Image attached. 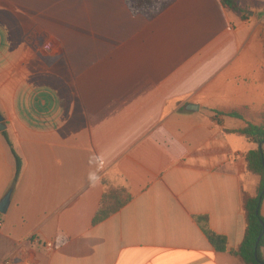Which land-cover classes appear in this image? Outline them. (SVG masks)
<instances>
[{
	"label": "crops",
	"instance_id": "obj_1",
	"mask_svg": "<svg viewBox=\"0 0 264 264\" xmlns=\"http://www.w3.org/2000/svg\"><path fill=\"white\" fill-rule=\"evenodd\" d=\"M239 4L247 17L173 0L148 19L127 0H0V114L22 164L14 185L0 132V264H241L195 222L237 251L257 193L246 156L264 145L237 132L262 124L264 0ZM117 189L132 202L94 226Z\"/></svg>",
	"mask_w": 264,
	"mask_h": 264
},
{
	"label": "trees",
	"instance_id": "obj_2",
	"mask_svg": "<svg viewBox=\"0 0 264 264\" xmlns=\"http://www.w3.org/2000/svg\"><path fill=\"white\" fill-rule=\"evenodd\" d=\"M173 0H127V6L133 15H140L148 19H153L165 11ZM224 7L231 12L243 14L247 17L239 4V0H221ZM216 117H226L237 120H245L248 116V110H234L227 112H215ZM261 125L248 124L247 127L237 132V134L245 137L248 141H252L258 145H264V113L260 115ZM17 163L16 179L17 182L21 173V160L15 153L11 142L8 139L7 133L3 132ZM247 172L250 175L259 178L256 196L252 197L244 195V207L246 218V233L244 241L237 251H229L228 239L218 235L210 229L209 219L207 217H197L195 222L200 227L202 232L207 237L212 247L218 253H230L241 264H264V218L261 216L258 209L264 200V150H254L247 154ZM132 202V196L126 189H117L106 193L101 201L100 208L96 214L93 225L97 226L112 216L119 213ZM1 217V215H0ZM263 234V236H262ZM262 236L256 250L257 241ZM257 254V258H256Z\"/></svg>",
	"mask_w": 264,
	"mask_h": 264
},
{
	"label": "water",
	"instance_id": "obj_3",
	"mask_svg": "<svg viewBox=\"0 0 264 264\" xmlns=\"http://www.w3.org/2000/svg\"><path fill=\"white\" fill-rule=\"evenodd\" d=\"M188 109L191 110V111H192V110L197 111L199 108L196 107V106H193V105H189V106H188ZM5 130H6V126L4 125V119H3V117H2L1 114H0V132H3V131H5ZM11 196H12V191H10V192L6 195V197L2 200V202L0 203V214H1V215H5V214L8 212V209H9L10 204H11ZM259 212H260V207H259V209H258V213H259ZM262 225L264 226L263 223H262ZM262 236H263V234H262ZM262 236H260V238H259L258 241H257L256 250H257V247H258V245H259V242H260ZM256 258H257V254H256Z\"/></svg>",
	"mask_w": 264,
	"mask_h": 264
},
{
	"label": "built area",
	"instance_id": "obj_4",
	"mask_svg": "<svg viewBox=\"0 0 264 264\" xmlns=\"http://www.w3.org/2000/svg\"><path fill=\"white\" fill-rule=\"evenodd\" d=\"M1 226H2V224H1V222H0V228H1ZM52 245L51 244H49V247H51ZM6 264H12L11 263V261H7V263Z\"/></svg>",
	"mask_w": 264,
	"mask_h": 264
},
{
	"label": "rangeland",
	"instance_id": "obj_5",
	"mask_svg": "<svg viewBox=\"0 0 264 264\" xmlns=\"http://www.w3.org/2000/svg\"><path fill=\"white\" fill-rule=\"evenodd\" d=\"M252 181L255 182L256 179H255V178H252ZM252 181H251V182H252ZM249 185H250V183H249L247 186H249ZM248 189L250 190L251 188L248 187Z\"/></svg>",
	"mask_w": 264,
	"mask_h": 264
}]
</instances>
